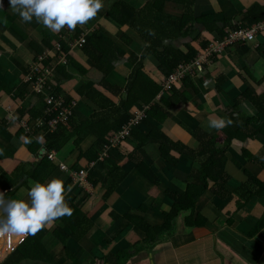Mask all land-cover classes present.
<instances>
[{
	"label": "crops",
	"instance_id": "0c3cea01",
	"mask_svg": "<svg viewBox=\"0 0 264 264\" xmlns=\"http://www.w3.org/2000/svg\"><path fill=\"white\" fill-rule=\"evenodd\" d=\"M102 2L103 8L85 25H77L75 30L64 28L55 33L38 23L35 18L30 23L22 21L11 8L9 0H0V173L7 172L13 162L24 166L19 172L0 175V192L4 193V199L28 200L26 190L33 180L27 176V171L41 161L46 140L56 131L36 128L31 135L25 134L16 124L18 122L7 121L10 110L17 121H26L31 127L38 118L30 119L31 112L42 113L44 110L45 104L41 96L34 94L33 86L28 82L29 67L37 52H47V63L53 66L58 61L54 46L60 42L66 43L65 54L72 64L69 68L64 65L61 67H67L68 76H65L64 69L63 73L56 70L58 65L53 70L52 79L59 86L60 95L71 100L69 105L72 109V121L86 122L93 114H102L94 124L79 134V146L75 148L70 140L56 153V160L52 162L56 169L46 180L59 178L63 184L68 182L71 191H65V201L71 200L86 214L91 222L89 231L79 242L72 239L61 242V236L56 235V231L58 226L63 227L64 224L57 219L50 227H45L34 235L41 245L36 246L39 247L36 249H32V246L23 249L24 257L20 259V263L71 264L72 259L76 258L81 264H103L107 256L128 249L130 255L124 264H264V197L260 196L263 190L259 188L257 195H253L247 203L239 201L238 195L222 199L208 191L201 197L196 208L205 219L202 227H187L185 218L189 214L186 213L176 220L173 232L154 243L144 242L141 232L127 226L123 217L130 211L150 222L157 220L162 213L169 212L172 201L166 195L167 184L170 183L178 192H184L188 173L196 165L195 161H198L170 150L168 153L176 159L177 165L172 166L170 162L169 165L163 159L158 143L143 142L139 145L138 136L146 137V133L141 130L135 132L118 150V156L122 159L128 156L129 161L121 165L126 173L124 180L109 196L106 193L108 185H101L106 169L91 171L93 168H90L95 185H91L90 189H83L69 181L68 175L57 167L58 163L67 168L76 163L82 166L84 160L75 158L79 151L89 149L95 138H107V128L114 122V108L125 97V86L137 64L141 65L140 70L145 77L141 75L132 88V99L137 103L129 109V114L143 105V101L151 100L155 86L162 88L166 75L155 56H143V51L149 46L145 38L153 40L154 44L162 40L163 48L155 45L160 52L168 47L173 53L186 56L191 47L199 49L206 40L211 44L221 39L219 33L208 30L204 20L202 21L204 16H210L216 21V26L225 32V37L231 29L252 25L245 19V13L255 7L264 8V0H195L190 12L193 11L197 20L188 24V30L184 28L180 32L174 27L184 14L185 7L172 1ZM93 33L96 38L88 45V49L94 55L101 53L100 58L105 68L111 69L104 77V83H100L102 78L94 79V75H87L94 63L81 48L74 45L81 35L86 37ZM44 41H47L48 46ZM262 44L264 34L254 41L236 44L220 54L211 55L201 69L191 75V81L174 86L178 96L169 95L164 98L168 103L164 108L170 116L162 119L159 125L170 141L197 150L199 142L185 127L216 133V130L207 127L210 118L235 120L239 117L245 120L244 118L256 114L248 102H243L239 107L235 106V102L247 89L242 77H248V73L259 82L256 93H264V53L259 52ZM49 47L52 48L48 49ZM95 73L100 74L98 71ZM222 78H226L225 81ZM248 82L251 85L254 83L251 80ZM25 83H29L30 87L28 86L23 97H18L16 90ZM218 86L221 90H218ZM91 89L103 94L108 101H98L104 106H109L107 102L111 103L113 111L101 110L86 99L84 93ZM159 94L154 95L150 103L160 101V104L161 100L156 99ZM183 95L190 99L183 102ZM263 125L264 120L252 127L257 131ZM245 133L242 132V135ZM41 136L43 140L38 143L36 138ZM23 137H28L31 143H24ZM243 150H246L247 156L251 155V158L258 161H247ZM133 153L135 156H130ZM138 162L144 164L139 166L149 168L157 174L161 185L152 186L136 169ZM87 167L88 164L81 169ZM244 170H248L264 184V129L261 135L234 139L228 146L226 172L231 177L229 190L236 191L241 184L247 182L248 176ZM89 171L88 175L91 173ZM254 191L255 189L251 193ZM142 208L144 210L138 212ZM107 260L110 264L113 263L112 258Z\"/></svg>",
	"mask_w": 264,
	"mask_h": 264
},
{
	"label": "trees",
	"instance_id": "16d2710c",
	"mask_svg": "<svg viewBox=\"0 0 264 264\" xmlns=\"http://www.w3.org/2000/svg\"><path fill=\"white\" fill-rule=\"evenodd\" d=\"M174 2L175 4L182 5L185 7V12L181 16L180 19H178V24L174 27V29L178 30L179 32L185 28V30H188L190 28L191 22L194 23L197 19H195L193 15V11L190 12L192 3L195 4V0H169ZM187 10V12H186ZM245 19L249 21V24H255L262 20H264V8L255 7L251 10H249L247 13H245ZM204 20V24L207 26L208 30L213 32L216 31L219 33L221 38L225 35V32L222 31L221 28L216 26V21L212 20L210 16H204L202 18V21ZM232 27V26H231ZM180 34V33H179ZM85 36V35H82ZM45 37V36H44ZM47 38V36H46ZM45 38V39H46ZM96 38L95 34H90L86 37H84V44L81 47V49L84 51V53L92 59L94 66L93 69L89 72H87L88 76L94 75V79L102 78V81L100 83H104V77L108 75V73L111 71L110 68H105L104 64L102 63L103 60L100 58L101 53L98 55H94L89 51L88 45H90L93 40ZM146 41L149 43V46L146 47V49L143 51V56L147 54H151L156 57L157 60H159L161 64V70L166 75V78L175 71V69L182 63L189 62L192 59H195L203 50L207 49L209 47L210 42L205 41L201 45L199 49H195L194 47L189 48V52L186 56H183L181 54L173 53L168 49V47H164L163 51L160 52L157 50L156 44L159 45L161 48H163V41L160 40L159 42H156V44L152 43L153 40L145 38ZM46 46H48L47 41H44ZM51 46H53L51 44ZM56 46V45H55ZM54 46V54L57 55L58 61L51 65L52 69L58 66L56 70H61L63 73V69L65 70V76H68V70L70 65L72 64L71 59H68L65 54V50L67 44L64 42H60L58 44L60 51H56ZM52 47H49L50 49ZM259 52L264 53V44L259 47ZM43 54V53H41ZM39 52H37V56L41 55ZM46 57L43 61H38L37 63V73H35L31 80H35L38 75L41 74L42 71H44L45 68H47L49 55L47 52L45 53ZM36 56V57H37ZM34 58L32 63L30 64V67L33 65V63L37 62L38 58ZM64 58L65 62L61 61L60 59ZM62 65L67 67H61ZM29 67V68H30ZM141 65L137 64L130 77L128 78L127 84L125 86V97L120 102L119 106L114 108V114L113 116V124L107 128V138L98 137L95 138L94 144L90 146L89 149L85 151H79L78 156H75L78 160H84V164L81 166L79 163H76L72 165L69 169L73 171H78L86 164H89L91 162H94L93 170H101L106 169V173L104 176V179L101 181V185H108L106 189V193L109 196L112 194L117 187H119L120 183L124 180V177L126 175L125 171L122 169V166L124 162L129 161L128 156L119 157L118 150L119 147L111 148L108 150L107 158H105L102 161L97 162V158L99 157V154L102 151V147L104 145H107V139L114 135L120 128L126 124L131 117V114H129V109L137 103V101L133 100V91L132 88L134 87L135 82L142 76H144L141 73ZM98 71L100 74L97 75L95 72ZM71 69L69 70V72ZM140 71V72H139ZM85 74V72H83ZM54 75V73H53ZM145 77V76H144ZM165 78V79H166ZM164 79V80H165ZM226 78H222L223 81H225ZM29 80L28 82L32 84V81ZM164 80L162 82V88L155 86V90L150 96L151 100L143 101V105L141 106H148V108L145 110V118L142 120V122L131 131L130 136L135 135V132L138 130H141L146 133V137L142 138L138 136L139 145L148 142H154L158 143L161 148V154L165 161H168L172 164V166L177 165L176 159H173L170 157V150H174L180 155H186L188 157L195 158L198 161H195V166L192 171L188 173L187 178V187L184 192H178L174 187L171 186L170 183L167 184V190L166 195L169 197V199L172 201L171 210L169 212H164L161 215L158 216V219L154 222H150L149 219L138 215L132 211L125 214L123 217V220L127 223V226H131L137 231L141 232L144 236V242L146 243H154L159 241L161 238L165 237L166 235L170 234L175 230V224L176 220L183 214L188 213L189 215L185 218V224L189 228H198L202 227L203 222H205V219L201 217L199 212L196 211V208L198 207L199 201L201 197L206 194L208 191L213 192L217 196L221 197L222 199H226L229 196H240V200L244 201V203H247L249 199L253 195H257L258 188L263 190V193L260 195L261 197H264V184L260 183V181L248 170H244L245 174L248 176V180L246 183L241 184L239 189L236 191H231L228 189V184L231 180V177L226 172V164L228 162V146H230L234 139H245L247 137H253L254 135L258 136L261 135L264 129V125L261 126L257 131L252 127L253 125L259 123L260 121L264 120V93L259 95L256 93L255 89L259 82H256L252 75L248 73V77H242V80L247 85V89L245 92L241 95V97L235 102V106L239 107L240 104L243 102H248L254 109H255V115L254 116H248L247 118H244L245 120H242L241 118L237 117L233 121L232 126L226 127L221 131H217L216 133H208L205 130L201 128H195V130H191L190 128L185 127V129L190 133V135L199 142V147L197 150H193L189 148L188 146L179 143V142H173L170 141V139L160 130L159 125L161 124V120L164 118H168L170 116V113L164 108L168 103L164 100L165 97H174V95L178 96V92L176 93V88L173 86L171 90H164ZM191 81V75L187 76L182 82ZM248 80L253 81L254 83L251 85ZM29 83H25L21 85L16 90V95L18 97H23L24 94L27 92L28 86L30 87ZM49 86V89L47 87ZM45 89L50 92L51 94H56V96H59L66 100V104L71 103L70 99H67L60 95L59 93V86L56 85L55 82H53V79L47 81V85H45ZM218 90L220 89V86H218ZM158 98L161 100V103H150L152 99L154 98V95L158 94ZM34 94L41 95V94ZM40 97V96H39ZM84 97L93 103L97 105L101 110H107L112 109L113 111V105L109 102V106H104L100 101L98 100H104L108 101L103 94L96 90H89L88 92L84 93ZM41 100H43V96L40 97ZM180 98V96H179ZM190 99L189 96L183 95V98L181 99L183 102H187ZM44 104V102H43ZM166 104V105H165ZM141 106H139L136 110H138ZM71 109V108H70ZM22 113V112H20ZM43 113V112H42ZM41 112L30 114V119H35L37 117H40ZM72 109L70 115H68L66 121L64 124H60L57 127V130L50 134V136L46 140V145L44 149L46 151H55L58 153L60 149L70 140H72V144L75 146H79L77 138L80 137L79 134L85 129L89 128L91 124H94L96 119H98L102 114L96 113L93 114V117L88 119L86 122H75L72 121ZM24 116H20V118H23ZM239 118V119H238ZM50 117H46V121L49 120ZM242 132H246L244 135H242ZM31 135V134H30ZM36 147L38 145L34 142ZM138 152V151H137ZM135 156V153L131 154L130 156ZM243 155L245 156L246 160H254L258 161L257 159L251 158V155L247 156L246 150H243ZM122 159V160H121ZM169 163V165H170ZM139 165H144L142 162H138L136 164V169L142 173V175L152 184V186L157 187L161 185V180L155 174L151 169L144 168ZM24 166L21 163L13 162L12 166L8 168L7 172L0 173L2 176H6L12 172H19L20 170H23ZM55 166L50 162L45 155L42 156L41 161L32 166L27 171V176L32 179L33 181H38L41 183H46V180L52 175V172L55 171ZM89 171V172H91ZM2 172V171H0ZM93 172L89 173L87 176L88 181L91 183V185H95V179L91 177V174ZM70 181V179H69ZM65 189H68V182L64 184ZM254 193H251L252 190H254ZM66 203L69 207L72 208L73 212L71 216H64L62 218H59L60 223L64 224L63 227H57L59 228L56 231V235H60V241L64 242L66 240L72 239L75 242H79V240L89 231L91 227V222L88 220L86 214L82 213L81 210L75 205L74 202L71 200H66ZM142 209H139L138 212H142ZM64 228H67V231H64ZM60 233V234H59ZM30 243V244H29ZM41 242L40 240L34 236L29 235V238L26 239V241L23 243L22 246H20L18 249H15L13 252H11L3 262V264H21V260L24 257L23 249H25L28 246H32V249H36L40 246ZM130 255V251L128 249L126 250H119L117 252H114L111 254V256L106 257V262L103 264H110L107 259H113V263L111 264H124L127 260L128 256ZM54 262V260H52ZM81 261H79L76 258L72 259L71 264H81Z\"/></svg>",
	"mask_w": 264,
	"mask_h": 264
},
{
	"label": "clouds",
	"instance_id": "9594fccd",
	"mask_svg": "<svg viewBox=\"0 0 264 264\" xmlns=\"http://www.w3.org/2000/svg\"><path fill=\"white\" fill-rule=\"evenodd\" d=\"M9 3L22 21L30 23L35 18L55 33L64 28L75 30L77 25H85L104 6L102 0H9ZM232 124L231 119L210 118L207 127L221 131ZM22 139L26 144L31 143L28 137ZM36 140L39 143L43 137ZM26 191L27 201H6L4 193L0 192V236L35 235L57 219L72 215L73 210L65 201L66 189L61 179L52 178L46 183L32 181Z\"/></svg>",
	"mask_w": 264,
	"mask_h": 264
},
{
	"label": "built area",
	"instance_id": "2783aa9c",
	"mask_svg": "<svg viewBox=\"0 0 264 264\" xmlns=\"http://www.w3.org/2000/svg\"><path fill=\"white\" fill-rule=\"evenodd\" d=\"M264 34V20L246 26V27H238L231 29L227 32V35L221 39H217V41L211 43L206 51L199 54L195 59H192L189 62H185L180 64L173 73H171L164 80V90H171L173 86L178 83H181L187 76L194 74L197 70L201 69V67L207 62V58L211 55H216L222 53L227 48L236 45V44H246L248 42L254 41L258 36ZM84 44V36H80L77 40H75L74 45L81 48ZM56 51H60L58 44L55 46ZM45 53L37 56V62L33 63V65L29 68L28 71V81L31 80L32 76L37 73V63L38 61H43L45 59ZM61 61L65 62V59L61 57ZM49 67L44 69L37 78L32 81L33 91L36 94H41L37 96H43V102L45 104L42 116L38 117L34 120V124L30 127L26 121L19 120L17 121L14 117L13 113L9 111V115L7 116V121L18 122L16 123L25 134H30L33 129L36 128H47L50 131L57 130L58 125L64 124L68 115L71 113V106L66 104V100L63 98L56 96V94H51L45 89V85H47V81L52 78V67L48 64ZM48 69V70H47ZM54 70V68H53ZM49 89V86L47 87ZM148 106H141L138 110H135L134 113L131 114L128 122L124 124L120 130H118L114 135L107 139L108 144L102 147V151L97 158V162L104 160L107 158L108 150L111 148L119 147L128 139L131 134V131L136 128L142 120L145 118V110ZM46 117H50L49 120L46 121ZM41 155H45L50 162H54L56 160V152L55 151H46L43 149ZM94 162L88 164L86 169H81L78 171H73L67 168L64 164L58 163L57 167L68 175L69 179L74 184H78L83 189H90L91 184L88 181V171L90 168H93ZM27 236H18V235H4L0 236V264L4 261L7 254H10L15 249L19 248L26 239Z\"/></svg>",
	"mask_w": 264,
	"mask_h": 264
},
{
	"label": "rangeland",
	"instance_id": "374dc122",
	"mask_svg": "<svg viewBox=\"0 0 264 264\" xmlns=\"http://www.w3.org/2000/svg\"><path fill=\"white\" fill-rule=\"evenodd\" d=\"M48 70V69H47ZM51 71H52V74H53V69H51ZM53 78V77H52ZM54 82V81H53ZM133 113H134V111H133Z\"/></svg>",
	"mask_w": 264,
	"mask_h": 264
}]
</instances>
